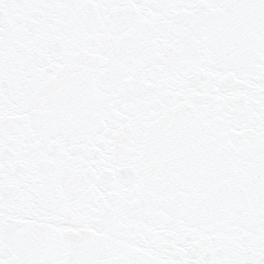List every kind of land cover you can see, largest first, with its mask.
Segmentation results:
<instances>
[{"label": "snow or ice", "instance_id": "snow-or-ice-1", "mask_svg": "<svg viewBox=\"0 0 264 264\" xmlns=\"http://www.w3.org/2000/svg\"><path fill=\"white\" fill-rule=\"evenodd\" d=\"M0 264H264V0H0Z\"/></svg>", "mask_w": 264, "mask_h": 264}]
</instances>
